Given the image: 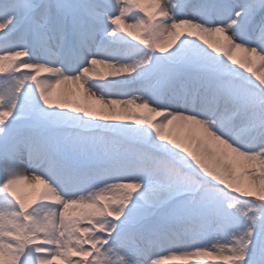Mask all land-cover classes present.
Wrapping results in <instances>:
<instances>
[{
  "label": "snow or ice",
  "instance_id": "obj_1",
  "mask_svg": "<svg viewBox=\"0 0 264 264\" xmlns=\"http://www.w3.org/2000/svg\"><path fill=\"white\" fill-rule=\"evenodd\" d=\"M0 264H264V0H0Z\"/></svg>",
  "mask_w": 264,
  "mask_h": 264
}]
</instances>
